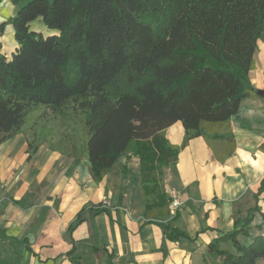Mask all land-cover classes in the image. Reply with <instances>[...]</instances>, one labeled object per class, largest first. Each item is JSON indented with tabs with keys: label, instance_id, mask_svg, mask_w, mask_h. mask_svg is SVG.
Instances as JSON below:
<instances>
[{
	"label": "trees",
	"instance_id": "obj_1",
	"mask_svg": "<svg viewBox=\"0 0 264 264\" xmlns=\"http://www.w3.org/2000/svg\"><path fill=\"white\" fill-rule=\"evenodd\" d=\"M37 18L52 32L30 29ZM6 24L17 47L9 58L0 51V143L42 105V117L51 120L67 109L82 117L83 146L68 141L61 151L85 153L95 181L122 153L149 173L199 136L224 140L226 154L233 151L234 138L213 129L253 96L245 80L256 42H264V0H29L0 22V34ZM119 75L131 90L111 96ZM176 122L184 131L180 146L165 136ZM25 139L29 159L39 143ZM255 211L261 221L253 224ZM163 230L189 239L171 226ZM263 231L264 213L254 206L206 252L221 257L218 264H257L264 260Z\"/></svg>",
	"mask_w": 264,
	"mask_h": 264
},
{
	"label": "crops",
	"instance_id": "obj_2",
	"mask_svg": "<svg viewBox=\"0 0 264 264\" xmlns=\"http://www.w3.org/2000/svg\"><path fill=\"white\" fill-rule=\"evenodd\" d=\"M22 1L6 4V11L0 6V22L14 16ZM29 26L43 35L52 32L40 18ZM0 44L9 58L17 47L10 24L0 34ZM245 87L253 96L242 99L238 112L213 129L234 138L230 154L224 140L199 136L171 164L149 173L142 171L139 158L122 153L95 181L85 153L66 155L42 142L28 159L21 131L4 140L0 264H218L221 257L206 252V245L231 231L252 207L264 213V97L256 93L264 91L260 41ZM178 123L165 130L173 145L181 144L184 136ZM167 189L181 200L175 218L168 209ZM104 200L106 205L101 204ZM260 221L255 211L253 222ZM164 226L189 239L168 238Z\"/></svg>",
	"mask_w": 264,
	"mask_h": 264
},
{
	"label": "rangeland",
	"instance_id": "obj_3",
	"mask_svg": "<svg viewBox=\"0 0 264 264\" xmlns=\"http://www.w3.org/2000/svg\"><path fill=\"white\" fill-rule=\"evenodd\" d=\"M27 1L29 0H23L22 4H25ZM6 4L10 5L11 1L0 0V6L3 8L4 11L7 10V7H5ZM15 11H17V7L15 8ZM258 41L264 43L261 40ZM4 44L8 46V42L5 40ZM124 79L125 78L123 75H119L116 81V85L114 87H108V91L111 96H115L119 92L131 90L126 85ZM42 111V105H39L36 109L32 110L28 114L26 122L23 125L22 129H20L19 131H21L29 139L34 138V141L36 143L40 144L42 142H46L50 149L61 153H63L61 149L67 148L68 141L76 143L79 147L83 146V143L85 141V132L83 128V119L81 116L75 115L70 111V109H67L65 110L63 115L56 117V119L54 120H51L46 118V115L42 117ZM177 125L179 129H182L180 123H178ZM177 146H180V144ZM157 167L158 166H155L154 169H156ZM165 193L167 194V190H165ZM175 213L176 212H174V214L171 213V218H175ZM250 232L253 235L257 234V231L254 228L251 229ZM240 239L242 241L245 240L243 237H240ZM226 246H228V244ZM257 264H264V260L259 259L257 261Z\"/></svg>",
	"mask_w": 264,
	"mask_h": 264
},
{
	"label": "built area",
	"instance_id": "obj_4",
	"mask_svg": "<svg viewBox=\"0 0 264 264\" xmlns=\"http://www.w3.org/2000/svg\"><path fill=\"white\" fill-rule=\"evenodd\" d=\"M167 194L169 197V211L174 214V212L176 211V209L179 207V205H181V200L177 194V192L173 189H167ZM108 202L106 200L102 201V205H106Z\"/></svg>",
	"mask_w": 264,
	"mask_h": 264
},
{
	"label": "water",
	"instance_id": "obj_5",
	"mask_svg": "<svg viewBox=\"0 0 264 264\" xmlns=\"http://www.w3.org/2000/svg\"><path fill=\"white\" fill-rule=\"evenodd\" d=\"M256 93H257L260 97H264V91H262V90H258V91H256Z\"/></svg>",
	"mask_w": 264,
	"mask_h": 264
}]
</instances>
